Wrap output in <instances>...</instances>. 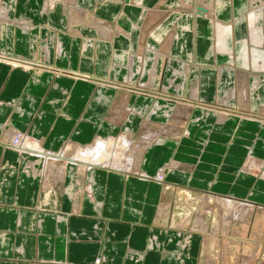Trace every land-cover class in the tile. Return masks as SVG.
Wrapping results in <instances>:
<instances>
[{"label": "crops", "instance_id": "crops-1", "mask_svg": "<svg viewBox=\"0 0 264 264\" xmlns=\"http://www.w3.org/2000/svg\"><path fill=\"white\" fill-rule=\"evenodd\" d=\"M45 4L16 0L10 18L26 21L30 30H17L20 22L10 19V32L0 33V51L27 62H49L51 71L115 84L132 81L160 88L174 81L180 92L174 94L168 86L167 96L219 108L228 105L244 114L264 110V0ZM46 6L52 10L44 15ZM104 29L111 32L106 39L100 35ZM253 34L258 45L249 44L247 37ZM167 49L168 55L161 53ZM240 55H247V61H239ZM250 55L263 60L256 62ZM38 56L40 61L33 59ZM129 71L132 77L137 73V79H127ZM240 73L246 76L250 94L237 108L234 79ZM257 79L261 83L256 84ZM155 100L123 96L81 78L0 63V264H204L205 252L231 250L232 235L221 244L216 236L203 239L199 230H187L184 210L171 207L168 196H174L172 190H204L235 204V198L248 200L241 221L223 216L227 226L241 228L248 212L264 215V179L244 170L249 156L264 162V124L234 117L220 122L215 114L179 106L174 116L182 114V119L173 118V129H148L147 140L153 141L143 146L132 171L101 165L87 169V164L75 162V150L97 139L139 134L141 124L159 113ZM15 132L33 139L42 153L28 155L6 147ZM161 170L163 184L155 179ZM223 209L224 215L230 213ZM173 215L180 218L175 225ZM202 222L200 227L206 229Z\"/></svg>", "mask_w": 264, "mask_h": 264}, {"label": "rangeland", "instance_id": "rangeland-1", "mask_svg": "<svg viewBox=\"0 0 264 264\" xmlns=\"http://www.w3.org/2000/svg\"><path fill=\"white\" fill-rule=\"evenodd\" d=\"M1 1V0H0ZM15 4V3H14ZM68 8V7H67ZM198 10H200V13H204V14H208V9L206 8H197ZM52 10L51 6H46L44 8V12L43 14L46 15L48 14L50 11ZM198 12V13H199ZM11 19V18H9ZM8 19V20H9ZM11 21L14 22V24H17L18 22H21V20H19L18 18H14V16L12 17ZM9 20V22H11ZM18 25V24H17ZM27 26V25H26ZM28 28H26L27 30L30 29L29 26H27ZM248 27V25H247ZM248 30L250 31L251 29L248 28ZM247 30V31H248ZM9 33L10 31L8 29H5L3 31ZM2 33V34H3ZM250 33V32H249ZM96 35L99 36L96 32ZM257 34H253L252 36L249 37L248 35V39L250 40L249 44L251 45V43H254V40L256 39ZM101 38V37H100ZM100 38H98L99 40H101ZM253 40V41H252ZM172 42V41H171ZM171 42L169 43V45L171 44ZM259 42V40L257 41ZM257 44V43H254ZM258 45V44H257ZM261 46V45H259ZM142 49V48H141ZM169 49V47H168ZM168 49L164 50V52L161 53H167L168 55ZM141 51V50H140ZM3 53V54H1ZM157 54V53H156ZM13 53H8V52H4V51H0V63H3L11 68H21V69H28L29 72H34L37 73L39 70H42L44 73H48V74H52V75H68V76H72V77H76V78H81V79H85V80H89L94 82L97 85H101V86H107L108 88H111L112 90H117V93L123 96H137V97H151L153 96L154 98H156V104L155 105V109L158 110L159 113H157L156 115H154V119L155 120H148L144 123L141 124V132L139 134L136 135H127L128 137H130L131 140V144L129 147V149L124 152L123 154L126 155L125 158H129L132 160V162L135 163L136 158L138 159V155H140V153H144L143 150V146L142 144H144V141L147 140L151 135H147V131L148 129L151 130V132L153 133L154 131H161L163 128H168L170 127L173 129V124L176 123V121L174 122V111L176 107L179 106H190L191 110L192 109H200L203 111V114H215L217 117V120L222 122L226 119H229L231 117H234V119L237 120H245V121H250V122H256L258 124H264V110H263V114L261 113H255V114H244L241 112H237L235 110L231 111V107H229L228 105H226V108H219L218 106H220V104H208V103H201V102H197V101H192L190 100H184L182 98H178V97H170L167 96L169 93L168 91L170 90L169 87H171V89L173 90L172 93L174 94H179L180 92V88L178 87V85H174V81H167V86L166 87H160L157 88V86L155 85H148V84H135V82L132 83V81L129 82H124V83H120V84H115L112 81L109 80H103V79H96L93 78L91 76H87V75H82V74H72L69 73L67 71H51V68L53 67L51 63L49 62H44V64L35 62V61H26L27 59L21 57L20 55H16V57L13 56ZM167 55H165V57H168ZM233 56V54H231ZM245 56L247 55H240L238 57L239 61L245 62L247 61V59H245ZM252 58L257 59L256 62H262L263 59H261L258 56H253L250 55ZM258 57V58H257ZM126 59V57H125ZM234 60H235V56H234ZM233 59L231 62L234 61ZM46 63V64H45ZM170 60L167 64L168 69L170 68ZM252 66V65H251ZM130 67L131 64H130ZM153 67V66H152ZM184 69H186L187 67L184 66ZM189 68V67H188ZM131 69V68H130ZM152 69V68H151ZM148 70V69H147ZM146 71V77L149 74V71ZM168 71V70H167ZM143 72L141 71V78H142V74ZM245 73V72H244ZM244 73H240L239 75H236L234 82H235V91H234V97H235V107L239 108L240 104L242 105V107L244 106L242 102H239L241 100V98L243 97H248V95L250 94L249 91L246 92V76L244 75ZM137 73H135L134 77H132L131 71H129V73L127 72V79H137ZM177 75H179V72L177 71ZM145 77V76H144ZM140 78V76H139ZM148 79V78H147ZM256 84H259L258 82L261 83V81H259L258 79L256 80ZM134 84V85H133ZM256 95V93L254 94ZM255 98V97H254ZM158 99V100H157ZM165 100L166 102H160L158 104L159 100ZM257 100V99H256ZM119 101H121V99H119ZM168 103V104H167ZM238 103L239 106H238ZM264 105V104H263ZM233 108V107H232ZM264 108V107H263ZM150 111L152 110V108L149 109ZM190 110V111H191ZM236 111V112H235ZM220 116H224L223 119H220ZM169 120H171L172 124H169ZM199 119H195L194 121H198ZM168 132H172L169 131V129H167ZM166 130V131H167ZM183 131L184 130H179V134L180 136L183 135ZM126 135V134H124ZM23 136H26L24 134L18 133V137H16L14 139V141L16 140H20ZM30 138V137H29ZM138 141V142H137ZM139 142H141V146L139 147ZM18 144L16 143V145L12 144V140H10L7 144L6 147H9L10 149L14 150V151H20L19 147H16ZM139 147V148H138ZM22 152V151H20ZM24 153H27L28 155H36L33 150L31 149H26L23 150ZM76 153V150H75ZM141 153V154H142ZM58 156V155H57ZM141 157V156H140ZM175 163V162H173ZM133 169V168H132ZM191 169H188L187 172L190 173ZM176 170V169H173ZM132 171V170H129ZM253 174V173H250ZM162 176H163V171L161 170V172H158L155 179L156 181H158L159 184H163L162 182ZM174 188V186H172ZM191 189V188H190ZM169 190V187H168ZM199 192H192V193H188V192H183V191H176L172 190L174 196L169 195L168 197H170L168 199V201L170 202V206L171 207H179L182 210H184L185 214H183V217L187 218V230L191 231L192 230H196V231H200V234L202 235L203 239H208L210 240L209 237L214 238L212 236H216L215 241L219 242L222 244V239L226 238V235H232V237H230L233 241V246L231 247L230 251H227L226 249H220V252H214L212 254H209V252H205L204 254V264H264V247L262 246V243H264V238L259 239L260 238V234L264 235V215L261 213H257V214H250L249 212L246 215V222L243 224V226L241 228H239L238 226H236L234 223H232L230 226H227L223 221V216H224V209H223V204L221 201L222 197H217L214 194H211L209 192H206L204 190H198ZM190 192V191H189ZM223 199V198H222ZM228 199V198H227ZM234 201H236V204L239 205L240 201H248V200H239L238 198L233 199ZM249 203V202H248ZM249 215V217L247 218V216ZM254 217V218H253ZM179 215H173V224H177L180 220ZM199 220H202L203 224H205L206 229H202L200 227V223ZM253 220V221H252ZM255 226H254V225ZM261 224V225H260ZM198 228V229H196ZM236 228H239L238 230ZM252 229V230H251ZM201 231H204L203 233H201ZM234 232H239L240 234L238 235V232L236 233V235L233 233ZM252 232V234L250 235V233ZM258 235V236H257ZM209 236V237H207ZM229 238V237H228ZM225 242V241H223ZM226 245H227V241H226ZM239 245V246H238ZM236 246L237 248L232 249V247ZM216 250V249H215ZM225 254V257L227 256V259L223 258V255ZM214 257H212V256ZM210 256V257H209ZM99 260H97L95 262V264H98Z\"/></svg>", "mask_w": 264, "mask_h": 264}, {"label": "bare ground", "instance_id": "bare-ground-1", "mask_svg": "<svg viewBox=\"0 0 264 264\" xmlns=\"http://www.w3.org/2000/svg\"><path fill=\"white\" fill-rule=\"evenodd\" d=\"M58 1L59 0H46V4H49L53 7V5H55L56 2H58ZM15 2H16V0H5L3 5L0 4V33H1V35H2L3 31L6 28H8L10 25L9 24L10 23L9 22L10 13L14 12V10H15V4H14ZM25 23H26V21L20 22L18 24V28H16V29L26 33L28 31L26 28H28V27L26 26ZM33 27H35V26H33ZM32 29H34V28H32ZM100 35L102 38H104V36L105 37L111 36V32L108 29L100 30ZM104 39H106V38H104ZM35 42H37V39H33V48L35 46ZM1 54H3V53H1ZM33 59L40 61L42 59V57L38 56V57H34ZM181 116H182V114H176L174 116V118L176 121H179L180 119H182ZM149 134L150 133H148L147 135H149ZM11 135H12L11 140L14 142V139L16 137H18V132H15V134L12 133ZM160 135H162V134L160 133ZM155 136L156 135H154L153 137H155ZM156 139H158V138H156ZM131 140H132V138L130 139V137H128L127 135H120L117 139H115V138L114 139L109 138V139H105V140L104 139H97L92 146L86 147V148L83 147V149L76 150L75 162L76 163L81 162V164H84V163L87 164V165H85V168H87V169L90 167L94 168L97 165H101V167L103 169L107 168L108 170H112V171H116V172L117 171L126 172L136 164V163L132 162L131 159L125 158L126 155L123 154L124 152H126L130 148L129 146L131 144H133V143H131ZM151 141H153V140L152 139L145 140L144 144H142V145H147ZM154 142H155V140H154ZM16 143L18 144L16 147H19L20 151H23L26 149H31V150H33L34 153H38V154L42 153V151H40L39 145L33 139L29 138V136H23L19 141L17 140ZM140 143L141 142H139V147L141 146ZM16 152H18V151H16ZM57 157H60V155H58ZM261 165H264L263 161L256 160L255 158L249 156L247 159V164H246V167L244 170H245V172H248V173L260 174L261 177L264 179V170L263 169L261 170ZM58 171H60V173L62 174L63 168H59ZM220 202H222L224 207L228 208L226 213L230 212L229 214H225L224 217L229 216L231 219L239 220V221H241L245 217V213L249 207L247 202L245 203L243 201H241L239 203V205L233 203L232 201H226V200L225 201L221 200ZM235 208H239V209L236 210Z\"/></svg>", "mask_w": 264, "mask_h": 264}, {"label": "built area", "instance_id": "built-area-1", "mask_svg": "<svg viewBox=\"0 0 264 264\" xmlns=\"http://www.w3.org/2000/svg\"><path fill=\"white\" fill-rule=\"evenodd\" d=\"M16 142H17L16 140H15L14 142L12 141V144H13V145H16Z\"/></svg>", "mask_w": 264, "mask_h": 264}]
</instances>
